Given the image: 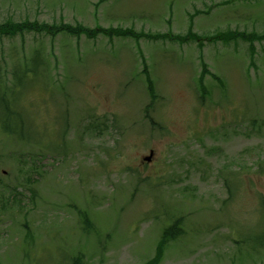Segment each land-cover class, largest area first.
Here are the masks:
<instances>
[{
  "label": "rangeland",
  "instance_id": "1",
  "mask_svg": "<svg viewBox=\"0 0 264 264\" xmlns=\"http://www.w3.org/2000/svg\"><path fill=\"white\" fill-rule=\"evenodd\" d=\"M5 23L107 33H0V118L40 139L0 132V264H147L177 220L156 264H264V0H0Z\"/></svg>",
  "mask_w": 264,
  "mask_h": 264
},
{
  "label": "trees",
  "instance_id": "2",
  "mask_svg": "<svg viewBox=\"0 0 264 264\" xmlns=\"http://www.w3.org/2000/svg\"><path fill=\"white\" fill-rule=\"evenodd\" d=\"M52 29V31H50ZM30 30H37V31H45L46 33L51 34L52 36H55L56 34L60 33H66L71 36H87L89 38L94 37L97 34L101 33H107V31L103 29H86L82 26H76V27H70V26H65L61 25L59 27H48L45 25H36V24H26V23H5L3 25H0V33H5V34H17V33H22L23 31H30ZM124 36H130V37H138L140 36L139 34L131 33L128 31H124L122 33ZM236 36H239L240 38H243L249 42H252L257 39H261L262 37H258L255 34L251 35H245V34H237ZM32 73V71H31ZM1 78V77H0ZM218 80V79H216ZM21 81L18 85L22 86ZM152 92V90H150ZM13 100V98H8L5 92V88H3L0 84V104H1V109L5 111V117L9 114H12V111L10 109V106L8 105L9 100ZM2 117V116H1ZM3 119V118H2ZM0 118V132L8 139H12L17 143L25 144V143H31V144H36L37 146L40 143V139L37 135H33L32 133H27L23 130V120L22 117L19 116L15 119L12 118H6L8 122L11 124H8L5 126L3 123V120ZM19 121L18 124L16 122ZM62 146V145H60ZM60 148V147H59ZM57 152H60L61 150H56ZM231 197V196H230ZM261 207L264 209V199L262 200ZM86 223H88L87 217L85 213L80 212ZM182 229L179 225V220L174 221V223L168 227H166L162 231L161 239L158 243V250L155 258L152 260L151 264H156L161 256L162 250L172 241H176L179 239V237L182 234ZM264 244V243H263ZM71 264H83V260L81 256H76L74 259H72Z\"/></svg>",
  "mask_w": 264,
  "mask_h": 264
},
{
  "label": "water",
  "instance_id": "3",
  "mask_svg": "<svg viewBox=\"0 0 264 264\" xmlns=\"http://www.w3.org/2000/svg\"><path fill=\"white\" fill-rule=\"evenodd\" d=\"M151 159V157L145 158V161H149Z\"/></svg>",
  "mask_w": 264,
  "mask_h": 264
}]
</instances>
